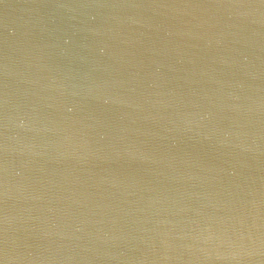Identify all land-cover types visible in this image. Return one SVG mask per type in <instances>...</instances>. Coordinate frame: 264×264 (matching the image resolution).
I'll use <instances>...</instances> for the list:
<instances>
[{
  "label": "water",
  "instance_id": "obj_1",
  "mask_svg": "<svg viewBox=\"0 0 264 264\" xmlns=\"http://www.w3.org/2000/svg\"><path fill=\"white\" fill-rule=\"evenodd\" d=\"M0 264H264V0H0Z\"/></svg>",
  "mask_w": 264,
  "mask_h": 264
}]
</instances>
